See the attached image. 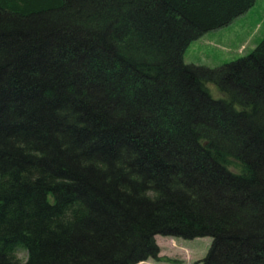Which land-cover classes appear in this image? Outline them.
<instances>
[{"label": "trees", "instance_id": "16d2710c", "mask_svg": "<svg viewBox=\"0 0 264 264\" xmlns=\"http://www.w3.org/2000/svg\"><path fill=\"white\" fill-rule=\"evenodd\" d=\"M255 2L0 0V264H264V39L184 62Z\"/></svg>", "mask_w": 264, "mask_h": 264}, {"label": "rangeland", "instance_id": "374dc122", "mask_svg": "<svg viewBox=\"0 0 264 264\" xmlns=\"http://www.w3.org/2000/svg\"><path fill=\"white\" fill-rule=\"evenodd\" d=\"M264 39V0H256L254 6L232 24L209 32L192 42L184 62L197 66L218 68L249 55ZM212 93L218 91L212 86ZM160 253L145 264H202L212 244L209 237L188 240L182 237H156ZM20 254V257H24Z\"/></svg>", "mask_w": 264, "mask_h": 264}]
</instances>
